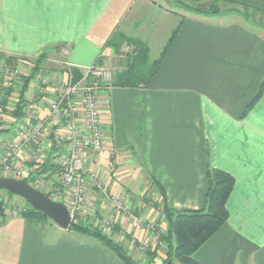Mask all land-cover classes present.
<instances>
[{
	"label": "crops",
	"instance_id": "1",
	"mask_svg": "<svg viewBox=\"0 0 264 264\" xmlns=\"http://www.w3.org/2000/svg\"><path fill=\"white\" fill-rule=\"evenodd\" d=\"M229 1L264 10V0ZM235 15L201 13L190 0H0V64L19 58L47 64L50 56L62 55L64 73L39 71L51 81L69 68L110 65L117 54L108 42L116 35L149 47L157 36L152 28L172 21L168 43L175 37L149 86L98 92L104 150L90 153L86 166L151 222L160 216L157 184L170 208L198 210L208 189L207 161L232 175L229 219L194 254L200 264H264V90L246 112L264 81V33L254 28L255 20H226ZM131 47L124 43L121 51ZM51 98L31 95L23 116H13L14 109L3 115L13 127L7 139L31 116L34 125L45 123ZM34 145L27 153L32 165L38 155ZM5 213L0 264H126L93 238L22 217L20 211ZM95 219L88 223L95 225ZM147 225L134 228L122 217L114 234L94 228L123 246L137 239L147 251L158 248L151 264H160L165 246ZM157 227L166 233V222Z\"/></svg>",
	"mask_w": 264,
	"mask_h": 264
},
{
	"label": "built area",
	"instance_id": "2",
	"mask_svg": "<svg viewBox=\"0 0 264 264\" xmlns=\"http://www.w3.org/2000/svg\"><path fill=\"white\" fill-rule=\"evenodd\" d=\"M19 68L4 64L0 69L8 86H13L14 78L23 80ZM74 70L82 77L72 83ZM111 78V70L97 65L69 68L65 76L54 81L41 76L36 85L39 99L52 95L47 103V121L34 125L36 117L31 116L15 128L14 138L7 139L2 135L0 140V179L27 181L33 188L46 192L51 200L64 204L73 219L88 222L95 217V225H100L106 233H110L122 217L134 228L146 225L143 216L129 204L126 194L113 193L86 166V157L90 153L99 154L104 150L98 92L109 87ZM89 79L95 82H87ZM44 143H49V152ZM32 144L34 153L38 154L33 165L27 154ZM46 164L53 167L43 168ZM151 229L155 227L151 225Z\"/></svg>",
	"mask_w": 264,
	"mask_h": 264
},
{
	"label": "trees",
	"instance_id": "3",
	"mask_svg": "<svg viewBox=\"0 0 264 264\" xmlns=\"http://www.w3.org/2000/svg\"><path fill=\"white\" fill-rule=\"evenodd\" d=\"M197 10L206 14H220L223 10L220 6L233 5L238 7H244V14L246 18H250L253 14L248 13V9H252L251 6L237 3L229 0H190ZM256 11L263 13L264 10ZM176 33V31H175ZM175 35V34H174ZM169 41L167 47L162 52L160 58L156 62L150 64V51L142 43L138 41L130 40L126 36L116 35L109 40L108 45L116 50L117 55L124 54L121 51L122 45L128 43L133 47L131 52H128L126 56L121 60V70L116 75L114 86L127 87V88H139L147 87L155 77L160 64L162 63L164 56L168 50L169 45L172 44L174 36ZM122 59V58H120ZM38 69V67H35ZM76 79H81V73L74 70ZM31 81V79L29 80ZM29 81L23 87L21 98L12 111L13 116L21 117L25 114V108L27 105L22 101L25 91L29 87ZM264 90V81L261 91L258 95L248 104L246 112L249 111L256 101L260 98L261 93ZM209 158V151H207ZM207 158V159H208ZM50 169L52 164H46L43 168ZM47 170V169H46ZM206 177L208 181V189L205 195V203L201 209L198 210H176L168 206L164 188L156 185L160 191L162 208V214L166 221V233L162 234L159 239L165 246V258L160 264H200L195 258L194 254L210 239L212 238L228 221L229 211L227 208L228 201L234 190L235 179L229 173L220 169L214 168L207 161L206 165ZM157 183L154 180V184ZM14 195L11 192H8ZM150 196L147 200H150ZM137 213V212H136ZM0 215L5 216V208L3 201H0ZM20 215L25 218H34L37 220L53 221L45 217L41 212L34 210L29 204L28 207L20 211ZM69 231L81 236H90L98 241L100 244L108 248L115 255L120 257V254L125 252L123 245L115 242L113 238L102 234L98 229L94 228V225H89L87 222L79 221V218H74ZM158 248L153 252L148 251V258L150 261L148 264L157 258ZM121 258V257H120Z\"/></svg>",
	"mask_w": 264,
	"mask_h": 264
},
{
	"label": "rangeland",
	"instance_id": "4",
	"mask_svg": "<svg viewBox=\"0 0 264 264\" xmlns=\"http://www.w3.org/2000/svg\"><path fill=\"white\" fill-rule=\"evenodd\" d=\"M160 3H161V0H160ZM220 7L223 9L220 11V13H226L229 15L230 14H236L235 15L236 17H238V16L242 17L243 16L242 18H244V17L246 18L245 14H244V12H245L244 7L233 6L230 4H228V5L222 4ZM254 8H256V7H252V9H248V13H250V15L253 14V16H251L250 18H246V19H248L249 21L255 20L254 22H252L254 28L256 30L262 28L263 33H264V14L256 11ZM257 9L260 10V8H257ZM151 15L154 18L152 20H155V21L158 20V21L162 22L159 18H157V17L155 18L154 14H151ZM214 15H217V14H214ZM238 19H240V17L232 18V19L227 18L226 20L227 21L228 20L229 21H236ZM221 20H223V19H217L215 21L220 22ZM171 22L172 21L169 19H168V21H166V23H167L166 28L168 27V32L166 31V33H165L166 28L164 26H161V28H158V27L152 28L153 35L156 34L157 36L155 38L156 41L152 42L149 47L147 46L148 44L146 45V47L150 51V59H149L150 64L156 62V60L159 59L158 57H159V54L161 51L160 49H162L164 45H167L168 40L170 39L171 34H172L171 30L169 29L170 27H172V24H170ZM130 49H131V51L133 50L132 47ZM128 50L129 49H127V51ZM126 54L127 53L124 52V54L117 55V57L114 59V61H112L110 63V65L104 66L105 68H108L112 72V78H111L110 82L108 83L109 86H114V82L116 80V75L118 74L119 70H121V65H119V63L121 62V60H123V58L126 56ZM63 58H64V56H62V55L50 56L49 58H47V60H50L49 62L47 61V64H45L43 62L44 61L43 59L42 60L41 59L40 60H37V59L36 60H27V59H21V58L15 59V60H10L8 62H3L0 64V69L2 68V66H4V64L15 65V67L20 66L19 72L22 75L21 78H23L22 81L18 80L17 78H14L13 86H8V84L2 79L3 76L0 75V140L3 137L2 135L6 134V131H8L10 128H13V127H11L10 124L3 121V115L8 113L10 109L11 110L14 109V107L18 103V100L21 98L22 90H23V87L26 85V83L31 79V81H29V87L25 91L23 98H22V101L28 106V103H30L33 100V99L32 100L30 99L31 95H32V98H34L35 96H38L36 85L39 82L38 78H40L41 76L44 75V74H39V71L41 70L40 73H42V71H45V70L58 69L59 72L64 73L63 66L65 63V60H64L65 58L64 59ZM120 58H122V59H120ZM18 63H21V65H18ZM35 67H38V69H35ZM32 70L35 73H33V75H30ZM33 76L35 77V79L32 78ZM79 80H80V78L79 79L74 78V80H72V83H75ZM87 82H95V80L89 79ZM34 86H35V88H34ZM26 98H29V99H26ZM7 137H9V135H5V138H7ZM0 201H3V206L5 208V211H7V213H9V214L14 212V211H21L22 209L26 208L27 204H28L26 202V200H24L23 198L15 195V194L11 195L8 193V191H5V190H0ZM150 204H151V206L157 207V204L155 203V201L153 199H151ZM141 213L142 212H140V214ZM143 218L146 220V225L143 228H146L148 226L147 222L150 223L151 225H153L155 227V233H156L155 240L160 242L159 237L165 233L162 232L161 228L159 229L157 226L159 225V226L163 227L165 222H166L165 217L162 214V209L160 208V216H159L158 222H156L154 220H153V222H151L150 221L151 219L147 218L146 216H143ZM90 223H91V221H90ZM90 223H88V224L90 225ZM114 230L115 229L113 228L110 233L114 234L115 233ZM110 233H108V234L110 235ZM87 238H92V237L88 236ZM137 242H138L137 239L130 241L129 246H124L125 252L124 253L122 252V254L130 257V259L135 263L148 264L145 261L147 256H148L147 255V252H148L147 248L144 247V245H140L141 243L139 244V242L138 243ZM150 251L153 252L152 250H150Z\"/></svg>",
	"mask_w": 264,
	"mask_h": 264
},
{
	"label": "water",
	"instance_id": "5",
	"mask_svg": "<svg viewBox=\"0 0 264 264\" xmlns=\"http://www.w3.org/2000/svg\"><path fill=\"white\" fill-rule=\"evenodd\" d=\"M0 190L23 198L34 210L41 212L63 230H69L71 227L73 218L68 208L62 203L51 200L47 194L33 188L27 181L13 178L0 179ZM120 257L126 264H138L122 253Z\"/></svg>",
	"mask_w": 264,
	"mask_h": 264
}]
</instances>
